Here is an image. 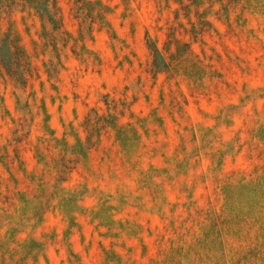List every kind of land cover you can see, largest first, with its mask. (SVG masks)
Returning <instances> with one entry per match:
<instances>
[{
	"label": "rangeland",
	"instance_id": "1",
	"mask_svg": "<svg viewBox=\"0 0 264 264\" xmlns=\"http://www.w3.org/2000/svg\"><path fill=\"white\" fill-rule=\"evenodd\" d=\"M0 264H264V0H0Z\"/></svg>",
	"mask_w": 264,
	"mask_h": 264
},
{
	"label": "trees",
	"instance_id": "2",
	"mask_svg": "<svg viewBox=\"0 0 264 264\" xmlns=\"http://www.w3.org/2000/svg\"><path fill=\"white\" fill-rule=\"evenodd\" d=\"M53 13V12H52ZM151 47H155V44L153 42H150L149 44Z\"/></svg>",
	"mask_w": 264,
	"mask_h": 264
}]
</instances>
